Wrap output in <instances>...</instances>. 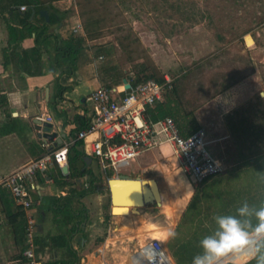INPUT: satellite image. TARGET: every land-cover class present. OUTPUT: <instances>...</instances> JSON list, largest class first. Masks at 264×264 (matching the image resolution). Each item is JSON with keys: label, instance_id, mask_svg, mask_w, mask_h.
Wrapping results in <instances>:
<instances>
[{"label": "crops", "instance_id": "crops-1", "mask_svg": "<svg viewBox=\"0 0 264 264\" xmlns=\"http://www.w3.org/2000/svg\"><path fill=\"white\" fill-rule=\"evenodd\" d=\"M40 2L50 3V0H40L36 5H27L25 11L20 9V5H11L9 0H0V143L3 144L0 148L4 147L7 155V162L4 164L7 171L2 166L0 168V264H28L24 255L28 247V213L36 220V252L41 264L65 259L67 256L71 259L69 250L77 256L74 264H81L86 258L90 261L92 257L99 256L98 251L105 249L114 235L119 234L126 237L128 245L136 244L137 252L158 236L167 245L186 213L195 191L193 184L190 183L192 192L185 206L176 212L175 210L179 209V195H173L177 192V186L170 174L177 170L174 176L182 174L184 182L188 181L177 156L166 159L151 156L149 164L136 171H127L128 165L117 172L105 169L99 158L86 150L85 142L78 138V132L87 126L92 118L93 110L88 96L100 85L108 87L110 77L108 81H103V77L106 79L107 76L113 75L105 72L104 67H99L97 60L92 61V57L81 64H77V60L74 65L60 63V58L63 57L59 58L57 48L71 42L75 48L85 46L91 49L92 39L86 34L85 24L77 13L63 21L56 17L58 21L53 22L51 11L43 7L44 5L38 6ZM43 10H48L49 21L40 14ZM79 24L82 25L81 29L78 28ZM33 26L45 28L46 34L40 37H37L35 32L26 34ZM247 36H244L246 44L251 47L254 45V38L252 35ZM99 49L101 50V46ZM105 57L107 55L100 53L98 59L105 62ZM124 79L123 76L121 80H117L120 83L111 88L120 89L122 83L125 86ZM257 90L255 86L248 88L240 82L213 100L216 116L212 126H217L216 129H212L214 126L208 129V141L209 144H214L213 155L221 160L225 170H231L233 175L247 169L244 162L249 157L243 160L242 154L252 156L264 153V150L255 149L257 142L252 134H245L243 137L239 133L234 136L224 125L219 107H224L225 111L229 112L253 96H260L264 100V91H258V95H255ZM160 101H165V96ZM169 107L180 109L182 115L191 119L198 113L196 118L200 122L193 131L188 130L190 122H183L173 111V114L165 113L161 117L172 116L184 136L203 127L204 121H209L204 119L205 108L200 111H183L174 96ZM38 116L44 117L43 121H48L46 118L51 117L49 122L53 123V131L58 132V137L64 135L63 142L56 147L49 141L53 149L69 145V161L64 165L52 163L46 171H39L29 179L33 205L26 211L15 202L10 190L1 185V182L49 149L43 146L46 139L42 137L43 130L48 127L36 123ZM6 121L24 123L27 131L24 135L15 130L3 131L1 123ZM262 137L264 141V133ZM35 143H38L42 150H36ZM120 175H127L131 179L154 178L158 181L163 196V204L160 206H137L138 213L132 211L127 216L130 225L126 228L122 217L113 211L116 203L112 201L110 181ZM1 188H4V191H1ZM120 190L126 195L131 192L128 186ZM168 208H171L170 213ZM156 209H159V212L153 213ZM159 216L164 224L157 225L155 220L152 221ZM152 222L158 231L152 229ZM139 226L143 227L147 242L137 237ZM91 249L92 252H87Z\"/></svg>", "mask_w": 264, "mask_h": 264}, {"label": "rangeland", "instance_id": "rangeland-1", "mask_svg": "<svg viewBox=\"0 0 264 264\" xmlns=\"http://www.w3.org/2000/svg\"><path fill=\"white\" fill-rule=\"evenodd\" d=\"M39 5H44L51 11V16L62 21L77 13L83 23H90L94 31L90 36L93 48L87 49L83 44L84 47L77 53V64L92 57L99 67L115 68L113 76L116 81L123 76L126 78L129 73L132 75L140 65H146L161 75H179L172 96L183 111L205 108L204 119L209 121H204L203 127L207 132L217 126H212L216 116L213 100L219 94L240 82L248 88L255 86L258 89L255 95H258V91H264V0H50V3L40 2ZM247 35L254 38L251 47L246 44L244 36ZM103 45L110 47L100 50L99 46ZM100 53L107 55L105 62L98 59ZM108 80V77H103V81ZM122 87L123 83L120 89ZM219 109L224 125L234 136L239 133L243 137L252 134L257 142L255 149L264 150L262 98L253 96L229 112L224 107ZM172 111L183 122H190L189 131L199 125L200 121L196 118L198 113L191 119L182 115L180 109L170 107ZM159 112L158 117L155 110L149 111V115L157 120L165 114L163 110ZM1 128L3 131H18L20 135L27 131L24 123L9 121L2 122ZM34 146L36 150H42L38 143ZM212 146L214 144H208V149L214 153ZM0 155V168L2 166L4 169L7 162L4 147L0 148ZM151 156L166 159L176 157V154L169 145L160 146L133 159L126 170L136 171L146 166ZM248 157L251 158L242 154L243 160ZM175 171L170 175L177 186V194L174 192L173 195H179V209L175 210L179 212L192 192L190 183L195 186V182L189 177L184 182L182 174L174 176ZM251 171L233 175L227 169L219 175L218 180L232 186L240 175L250 173L249 179H252V173L254 177L258 176L256 167ZM154 188L162 202L160 185L157 183ZM196 209L197 201L184 219L185 223ZM152 212L158 213L159 209ZM168 212H171V208H168ZM160 218H153L152 221L155 220L157 225L164 224ZM20 222L22 224L23 220ZM151 227L158 231L154 228V222ZM138 229L137 237L147 242L143 227L139 226ZM125 239L123 234L114 235L106 248L98 251L99 256H91L90 261L86 258L81 264H132L131 256L137 252V247L134 243L128 245ZM87 252H92V249Z\"/></svg>", "mask_w": 264, "mask_h": 264}, {"label": "built area", "instance_id": "built-area-1", "mask_svg": "<svg viewBox=\"0 0 264 264\" xmlns=\"http://www.w3.org/2000/svg\"><path fill=\"white\" fill-rule=\"evenodd\" d=\"M20 9L25 11L27 6L22 5ZM78 28L81 29L82 25L79 24ZM178 78L179 75L166 74L163 81L151 79L136 87L131 84L129 89L102 85L93 89L88 96L93 110L91 121L87 128L78 132L86 150L98 157L105 169L118 172L143 152L169 145L179 159L183 174L195 183L222 173L225 166L208 149V134L204 127L184 136L172 116L153 120L149 115V111L163 99L167 90L174 87ZM46 119L52 120L49 116ZM43 146L49 148L44 154L24 164L1 182L10 190L15 202L26 211L33 205L29 179L39 171H46L52 163L64 165L69 161V145L53 149L47 139L43 141ZM27 219L28 247L24 255L28 264H41L36 252V220L29 213ZM147 245L149 249L145 252ZM145 246L139 251L147 258L146 264H176L160 237L152 238Z\"/></svg>", "mask_w": 264, "mask_h": 264}, {"label": "trees", "instance_id": "trees-1", "mask_svg": "<svg viewBox=\"0 0 264 264\" xmlns=\"http://www.w3.org/2000/svg\"><path fill=\"white\" fill-rule=\"evenodd\" d=\"M9 1L11 5L27 6L36 5V2L40 0ZM51 20L53 22L58 21V19L53 16H51ZM84 24L86 34L88 36L94 34V31L90 27V23L87 22ZM46 31L47 30L45 28L33 26L29 28V30H27L26 34H32L33 32H35L36 36L40 37L42 35H45ZM70 43L56 49L59 58L60 56L64 58H60V63H64L65 65L75 64L77 52H79L80 49V47L78 46L76 48L73 47V45ZM104 47H109V45H103L101 48L103 49ZM69 62H71V64ZM103 69L105 72H109L112 75L115 73V68L113 67L105 66ZM107 77L108 79L110 77V84H108V87L110 88L120 83L119 81L115 80L114 76ZM125 77L129 79V81L134 87H136L140 83L149 81L151 79L157 81L164 80V75L159 74L156 70H150L146 65H140L136 67V70L133 72L132 75L129 73ZM226 88H228V86ZM175 91L176 89L174 87L170 90H167L164 94L165 101H158L156 103L155 108L150 110V113L155 110V116L157 117L160 113L159 111L161 110H163L164 113L173 114V112H170L169 104L172 99V94H175ZM153 115L154 114H152L151 116ZM88 126L89 124L83 129L87 128ZM263 154L264 153H258L256 155L251 156V158L245 160L244 163L246 164L247 169L241 170L245 173V171H251L253 168L256 167L258 169L257 177H254L253 173L252 179H249L250 173L248 175H240V179H238L234 185L232 184V186H230L224 184L222 180H218L219 175L223 174L222 172L220 174L211 176L210 178L206 179L201 183L195 184L194 194L192 195V198L187 207L186 213L183 216V219L176 228L175 236L172 235L167 242L168 249L172 257L174 258L176 264H192L193 257L201 253L202 249L200 247V241L203 237L211 234L215 230L216 225L213 218L216 215L235 214L237 207H239L244 201H247L250 205L256 207H259L261 204H264ZM259 180L261 182H259ZM196 201L197 209L190 216L191 218L189 219V221L185 223L184 219L186 218L188 212ZM68 252L70 254L69 256H72L71 259L67 256V258L65 259L49 261L46 264H74V261L77 260V256L72 250H69ZM131 263L135 264L132 256ZM251 264H255V261H252Z\"/></svg>", "mask_w": 264, "mask_h": 264}, {"label": "clouds", "instance_id": "clouds-1", "mask_svg": "<svg viewBox=\"0 0 264 264\" xmlns=\"http://www.w3.org/2000/svg\"><path fill=\"white\" fill-rule=\"evenodd\" d=\"M213 219L216 228L201 239L202 251L192 264H264V204L244 201L235 214Z\"/></svg>", "mask_w": 264, "mask_h": 264}, {"label": "water", "instance_id": "water-1", "mask_svg": "<svg viewBox=\"0 0 264 264\" xmlns=\"http://www.w3.org/2000/svg\"><path fill=\"white\" fill-rule=\"evenodd\" d=\"M33 13H35V11H33ZM40 14L42 16H45L48 21L50 20L48 10H43V11H41ZM124 85H125L126 89H129L131 87V83L129 82V80L127 78L124 79ZM36 123L38 125L44 124L45 126L48 127L47 129L43 130L44 133H42V137H44L46 140L47 139L51 140L53 142V147H56L63 142L62 137L64 135L62 137H58V132L53 131V123H51L49 121H43L42 119H39V118H36ZM65 169H68V167H65ZM110 183L112 185V201H113V203H117V202H119V203L120 202H122V203H131V202L138 203V202H141L142 205L138 206V207L150 206L152 204H156L159 206L162 205V202L159 200V196L153 197L152 194H150V196L153 197V199L149 200V198H148V194H149L148 189L149 188L154 189V185L157 186V183H158V181L154 178L131 179L127 175H120L119 177H115V178L111 179ZM114 183H115V185L120 184L121 187L128 186L130 189L131 186H134L135 188H138V189L136 191H132V192L129 191V195H126L121 190L117 191L115 189ZM114 209H115V207L113 208V211H114ZM135 209L137 210V212L139 211L136 208V206H132V211H135ZM148 249H149V245L144 247L145 252ZM137 254L139 255V257L137 258V261L140 260L141 257H143L144 259L142 260L141 264H146L147 258L145 256H143L144 254H142L141 251L137 252L135 255H137Z\"/></svg>", "mask_w": 264, "mask_h": 264}, {"label": "bare ground", "instance_id": "bare-ground-1", "mask_svg": "<svg viewBox=\"0 0 264 264\" xmlns=\"http://www.w3.org/2000/svg\"><path fill=\"white\" fill-rule=\"evenodd\" d=\"M114 185H115V183H114ZM120 187H121L120 184L115 185V189L117 191H120V189L122 188V187L121 188ZM137 189L138 188H135L134 186H131L130 187L131 192L132 191H136ZM154 189H150V188L148 189L149 190V194H148L149 200H152L153 197H157L156 190H154ZM150 194H152L153 197H151ZM141 205H142L141 202H138V203H136V202H134V203L133 202H131V203H122V202L119 203V202H117L116 205H115L114 214L120 215L122 217V220H124V226L125 227H128L130 224H128L129 223V220H128V217L127 216H129V214L132 212L131 207L132 206H136V208H138L137 206H141ZM134 212L135 213H138L136 209H135ZM130 223H132V222H130ZM138 257H139L138 254L137 255H135V254L133 255V260H134V263L135 264H141L142 263V260L144 259L143 257H141V259L137 261V258Z\"/></svg>", "mask_w": 264, "mask_h": 264}]
</instances>
